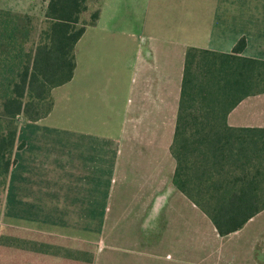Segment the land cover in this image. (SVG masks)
Returning a JSON list of instances; mask_svg holds the SVG:
<instances>
[{"label": "crops", "instance_id": "1", "mask_svg": "<svg viewBox=\"0 0 264 264\" xmlns=\"http://www.w3.org/2000/svg\"><path fill=\"white\" fill-rule=\"evenodd\" d=\"M96 11L74 45L71 79L52 89L54 125L20 121L6 226L95 242L100 264L113 260L104 253L185 264L196 252L177 235L185 240L200 210L172 181L186 51L229 53L242 40L239 55L264 60V0H100ZM227 124L263 127L264 92L241 100ZM113 241L137 247L107 250Z\"/></svg>", "mask_w": 264, "mask_h": 264}, {"label": "trees", "instance_id": "2", "mask_svg": "<svg viewBox=\"0 0 264 264\" xmlns=\"http://www.w3.org/2000/svg\"><path fill=\"white\" fill-rule=\"evenodd\" d=\"M82 2L48 0L37 32L29 14L0 8V188L6 187L22 146L18 120L47 116L51 90L73 75L74 45L86 26L74 27L85 10ZM96 18L97 11L88 24ZM242 48L239 40L229 53L187 49L171 144L174 185L221 237L264 210V126L227 124L241 100L264 92V60L239 55ZM11 230L0 226V264H24L25 248L33 258L27 264H35V252L57 255L44 242L52 236L37 233L44 239L22 242L9 237ZM69 254L62 252L59 263Z\"/></svg>", "mask_w": 264, "mask_h": 264}, {"label": "rangeland", "instance_id": "3", "mask_svg": "<svg viewBox=\"0 0 264 264\" xmlns=\"http://www.w3.org/2000/svg\"><path fill=\"white\" fill-rule=\"evenodd\" d=\"M48 0H0V8L10 9L16 12L27 13L32 17L33 20V32L39 31L41 27L44 26L43 23V10L46 7ZM100 0H83V5L85 10L82 11L79 15L78 23L74 25L75 28L83 25H87L92 21L93 14L99 7ZM51 99H52V90H51ZM26 120L23 117H20V121ZM40 124L52 126L54 125V106L51 108L47 116L40 119ZM264 126V124H263ZM54 128V127H53ZM43 131H45L43 129ZM20 132V130H19ZM18 150L15 152L17 157ZM13 164L12 169L16 166ZM18 170V167L15 168ZM5 186L0 188V226H6L9 222L4 218V199H5ZM186 214L188 216H193L194 212L187 208ZM200 210L196 212L195 219H193V225L190 224V219L188 218V234L185 236L184 232L181 234V237L177 235V238H181V244H185V249L188 251H194L196 254L192 256H187L185 259V264H264V210L255 215L250 221H248L240 230L228 234L226 236H219L214 227L209 220V218ZM191 218V217H190ZM195 221V222H194ZM10 224V222L8 223ZM13 225V224H12ZM192 225V226H191ZM196 226V227H195ZM12 227L15 230L9 231V237L20 238L22 242H29L31 240H42L44 234L37 235V231L27 230L18 226H7ZM198 230V233L193 235L191 230ZM51 239L44 240L45 244H48V251L57 252V255H45L42 253L35 252V257L33 263L35 264H90V260L93 258L92 264H100V258L98 259L96 255L97 243H83L77 241H66L64 239H57L53 234ZM109 242V241H106ZM9 243V241H8ZM32 243V241H31ZM90 244V246L84 245ZM113 245L119 247L110 248L107 247V250L123 249L131 250L136 249V245L128 244L127 242L122 241H113ZM178 242H171L168 245V242H164L161 245V250L174 249ZM160 246H152L146 242L140 246L143 249H157ZM12 246L9 244L8 251H11ZM69 252V257H64L65 263H59L61 260L62 252ZM108 257L112 258L108 264H130L129 260L125 257L109 255ZM24 264H27L31 258L30 251L28 249H23ZM131 260L133 259L130 258ZM7 261L8 259L5 258ZM102 260L101 262H104ZM145 264V263H144Z\"/></svg>", "mask_w": 264, "mask_h": 264}]
</instances>
